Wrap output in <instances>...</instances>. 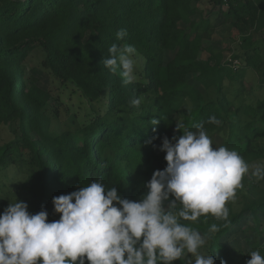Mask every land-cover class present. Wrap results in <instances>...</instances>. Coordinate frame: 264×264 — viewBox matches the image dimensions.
<instances>
[{"label":"trees","instance_id":"obj_1","mask_svg":"<svg viewBox=\"0 0 264 264\" xmlns=\"http://www.w3.org/2000/svg\"><path fill=\"white\" fill-rule=\"evenodd\" d=\"M202 1L0 0V125H16L15 138L0 144V214L17 199L31 214L43 209L49 222L59 220L53 197L93 181L139 201L153 172L167 165L162 138L196 132L199 124L246 163L264 158V0H208L207 14ZM221 27L230 42L239 40L237 68L225 59L229 45L215 44ZM121 29L127 35L117 40ZM113 43L135 46L144 59L132 83L102 63ZM37 48L41 67L27 70L24 61ZM39 69L51 77L48 85ZM249 71L258 77L251 89ZM74 96L82 113L65 100ZM133 99L141 104L132 106ZM15 165L19 181L9 177ZM167 205L177 214L182 207ZM247 214L253 240L241 228ZM179 222L206 239L199 252L214 255L215 264H246L252 251L264 256V188L227 218Z\"/></svg>","mask_w":264,"mask_h":264},{"label":"clouds","instance_id":"obj_2","mask_svg":"<svg viewBox=\"0 0 264 264\" xmlns=\"http://www.w3.org/2000/svg\"><path fill=\"white\" fill-rule=\"evenodd\" d=\"M126 35L121 29L116 39ZM108 53L102 59L104 67L124 84L132 83L135 46L113 43ZM130 103L138 107L141 100ZM208 122L219 124L215 116ZM150 123L156 126L159 120ZM196 128L172 140L162 138L160 150L166 153L167 165L153 172L139 201L122 198L116 187L106 189L93 181L53 197L54 212L60 215L56 221L49 222L43 209L31 214L23 201L9 203L0 214V264H173L177 260L215 264L214 255L199 252L206 239L179 221H196L209 214L227 218L225 205L242 187L249 165L235 150L214 148L202 124ZM252 175L264 179V169L256 167ZM166 201L168 209H175L177 203L182 206L178 214L165 210ZM217 230L216 225L210 228ZM250 257L246 264H264L259 251H252ZM220 264L227 261L221 259Z\"/></svg>","mask_w":264,"mask_h":264},{"label":"rangeland","instance_id":"obj_3","mask_svg":"<svg viewBox=\"0 0 264 264\" xmlns=\"http://www.w3.org/2000/svg\"><path fill=\"white\" fill-rule=\"evenodd\" d=\"M201 3H202L201 7L206 14L207 12L211 11V9H213V5L208 0H203ZM228 36H229L228 31L224 30L223 27L219 28L218 33L215 36L216 37L215 44L218 46L229 45V47L225 49V59H227L229 62H231V59L234 60V58L232 57L233 53L234 55H241V58H237V62H238L237 64L239 65L243 60L242 59L243 51L238 46L239 40H237L236 42H230ZM257 37L258 35H254L253 39L256 40ZM43 58H44V52L40 48H37L29 54L27 59L24 61V66L27 68V70L31 68L37 69L41 67L40 64ZM134 59L136 60V67H135V79H136L139 75L140 69L144 64V59L138 55H136ZM39 71H36L38 73L37 75H40L42 78V82L47 83L48 85V83H50L51 77H49V74H47L45 71L42 72L40 69ZM245 79H246L245 80L246 87L248 89H251L256 85V81L258 80V77L256 74L249 71ZM52 87L54 94H56L58 90L56 89L55 84ZM65 100L69 103V105L73 106L72 108H74L77 112L79 113L83 112V108L82 106H80L81 104L79 103L80 101L76 96H74L71 99H69V97H65ZM15 136H16V125L14 123L0 125V144L3 145L5 143H8L9 141L13 140ZM209 138L211 139L212 146L214 148L222 147L224 140L221 134L210 136ZM247 164L249 165V172L244 175L241 181L242 187L236 189L235 197L233 199H230L225 205L228 211H235V212L239 211L245 204L250 202L257 195L258 190L264 188V179L260 180L252 175V172L256 167H260L261 169H264V158L250 161ZM19 166L15 165L12 167V169H10L9 177L11 179L14 177V179H17L19 181L23 178V173H21ZM250 179L251 182L248 181ZM256 184H258V187H255ZM250 217H251L250 214L245 215L244 222L241 226L242 229L246 228L247 235L250 234L249 228H247V226L252 225ZM238 234L241 235L239 238H241L244 235L243 232H239ZM250 239L251 240L254 239V234L253 235L250 234ZM227 241L231 243L229 240ZM239 246H241L244 251L247 250V246L246 244H244V242L241 243V245L239 244Z\"/></svg>","mask_w":264,"mask_h":264},{"label":"built area","instance_id":"obj_4","mask_svg":"<svg viewBox=\"0 0 264 264\" xmlns=\"http://www.w3.org/2000/svg\"><path fill=\"white\" fill-rule=\"evenodd\" d=\"M231 62H232V66L234 67V68H237V66H238V62H237V59H231Z\"/></svg>","mask_w":264,"mask_h":264}]
</instances>
